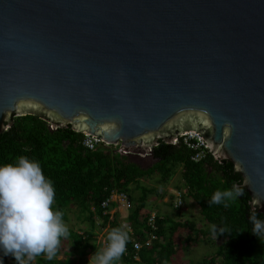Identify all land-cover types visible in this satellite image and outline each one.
Returning a JSON list of instances; mask_svg holds the SVG:
<instances>
[{
  "label": "water",
  "instance_id": "obj_1",
  "mask_svg": "<svg viewBox=\"0 0 264 264\" xmlns=\"http://www.w3.org/2000/svg\"><path fill=\"white\" fill-rule=\"evenodd\" d=\"M27 116L128 156L196 132L264 215V0H0V135Z\"/></svg>",
  "mask_w": 264,
  "mask_h": 264
},
{
  "label": "trees",
  "instance_id": "obj_2",
  "mask_svg": "<svg viewBox=\"0 0 264 264\" xmlns=\"http://www.w3.org/2000/svg\"><path fill=\"white\" fill-rule=\"evenodd\" d=\"M52 127L35 116L14 118L13 126L0 135V166L16 164L22 156L39 162L44 176L52 181L55 189L54 210L62 211L63 221L67 222V212L76 207L81 218L90 226L82 232L69 230V236L61 238L59 251L53 259L41 255L30 264H89L86 257L102 248L97 244L94 219H100L103 228L121 227L110 221L109 209L104 210L103 203L117 193L126 194L133 201V188L141 192L130 217L134 235L129 233L128 254L124 253L116 264L120 261L122 264H173L177 256L175 236L180 230L191 232L184 240L188 246L200 239L223 241L210 259L197 264H264V233L254 234L251 221L253 215L264 221V215L251 208L252 200L242 187L243 179L229 161L217 160L211 153L204 161L195 162V153L181 140L177 145L160 143L153 148L152 157L157 162L152 168L144 170L127 162L126 156L112 148L104 146L88 151L84 147L86 135L70 128L54 130ZM179 169L182 170L185 195L199 208L205 228L198 229L197 224L192 222H175L158 217L159 240L154 242L153 247L139 252V261H136L133 241L145 243L149 232V217L145 216L143 224L139 223V217L144 215L149 197L161 194L160 189H149L141 182L157 176L159 185H167ZM233 184L243 190L242 196L209 207L217 189L231 190ZM177 189L184 191L180 186ZM213 224L217 227L215 235L211 231ZM221 228L225 230L224 234H220ZM66 239H72L74 243L72 251L77 255L72 260L69 259L72 251H68V258L64 254ZM62 255L65 256L63 260L59 259ZM9 258L11 264H17L12 255H5L0 249V264H9Z\"/></svg>",
  "mask_w": 264,
  "mask_h": 264
},
{
  "label": "clouds",
  "instance_id": "obj_3",
  "mask_svg": "<svg viewBox=\"0 0 264 264\" xmlns=\"http://www.w3.org/2000/svg\"><path fill=\"white\" fill-rule=\"evenodd\" d=\"M244 194L233 184L231 190L217 189L209 207ZM55 189L39 162L20 157L16 164L0 166V249L12 255L17 264H30L44 255L53 259L59 251L61 238L69 236L63 212L54 210ZM227 206V205H225ZM253 233H264V221L253 215ZM215 235L217 227L211 226ZM220 229V234H224ZM129 233L115 227L107 234L106 246L91 256L89 264H116L126 251Z\"/></svg>",
  "mask_w": 264,
  "mask_h": 264
},
{
  "label": "rangeland",
  "instance_id": "obj_4",
  "mask_svg": "<svg viewBox=\"0 0 264 264\" xmlns=\"http://www.w3.org/2000/svg\"><path fill=\"white\" fill-rule=\"evenodd\" d=\"M115 150L114 147H111ZM126 156V161L129 163L136 164L140 166L142 169L147 170L151 168L157 161L153 159L152 156H148L147 153H136L135 155H124ZM182 170L179 169L178 172L172 177L171 187L177 190V187L180 186L181 190H186L182 187ZM159 177L153 176L150 180H143L144 185L151 188H158L161 191V194H165L166 192L164 190L168 189L169 184H158ZM173 189V190H174ZM186 197V195H184ZM124 209L128 210V208L124 207ZM78 211L76 207L71 208L68 212V220L64 221V223L67 225L68 230H76V231H85L89 228V222L86 223L84 218H81V216H78ZM152 211H156L158 216L161 217H168V219L180 222L179 216L184 219L185 222H192L197 224L198 229H204L205 223L202 220V217L199 212V208L196 207V205L193 203V201L189 198H185V203L183 208L180 210H176L172 208L171 206H164L162 201H158L155 197L151 198L150 201H148V204L146 206L145 212L150 213ZM85 226H87V229H84ZM169 226V225H168ZM191 232L189 230H180L176 236V246H177V256L173 259V264H197L199 262L204 261L205 259H210L215 252L218 251L219 246L222 245L223 241L214 239L213 241H209L207 239H200L196 243H192L190 246H188V243L184 241L187 236ZM195 236V234H194ZM197 240V238H196ZM64 246H66L65 250V256L68 258V251H72L74 247V243L72 242V239H66L63 243ZM103 249V248H102ZM74 255H77L74 253V251L71 252V255L69 256V259L72 260L74 258ZM65 256L62 255L59 259L63 260L65 259ZM36 259L34 260V262Z\"/></svg>",
  "mask_w": 264,
  "mask_h": 264
},
{
  "label": "built area",
  "instance_id": "obj_5",
  "mask_svg": "<svg viewBox=\"0 0 264 264\" xmlns=\"http://www.w3.org/2000/svg\"><path fill=\"white\" fill-rule=\"evenodd\" d=\"M181 140L191 151L195 153L193 157V160L195 162L204 161L208 157V155L211 154L209 146L205 142L204 138L196 132H188V133L182 134L178 138V140L173 142V145H177ZM104 146L108 147L107 145L103 143V141L100 138L86 135L85 140H84V147L88 151L93 152ZM108 148H111V147H108ZM114 148L115 150H117V152L120 155H123V156L126 155V153L120 150L119 147H114ZM114 195L115 194H113L110 199H108L106 202L103 203L102 208L104 210H108L110 208L112 197ZM184 195L185 193L180 190H177L174 192L173 194V197H174L173 208L174 209L180 210L181 208H183L184 203H185ZM119 201L123 205H126L128 208L132 207V204L126 194H119ZM157 221H158L157 214H152L149 216L148 218L149 232L147 234V240L145 241V243L137 242L135 240L133 241V250L137 253V255L135 256L136 261H139V257H138L139 252H141L144 248L153 247L154 242L159 240V237L157 236V232H158ZM128 251H129V248H126L125 255L128 254ZM8 263L9 264L12 263L10 258L8 259Z\"/></svg>",
  "mask_w": 264,
  "mask_h": 264
},
{
  "label": "crops",
  "instance_id": "obj_6",
  "mask_svg": "<svg viewBox=\"0 0 264 264\" xmlns=\"http://www.w3.org/2000/svg\"><path fill=\"white\" fill-rule=\"evenodd\" d=\"M171 182L169 184L170 186H168V189L164 190L166 192L165 194H160L159 196L151 195L149 197L148 201H150L151 198L155 197L158 201H162L164 206H171L173 208V199H174L173 194H174L175 191H177L179 189L176 190V189L172 188L171 187V185H172ZM141 185L144 186V187H147L146 185H144L143 181L141 182ZM147 188L154 189V188H151V187H147ZM183 192L185 193V191H183ZM132 196H133V201L129 198L130 196H128V199L130 200V202L132 204V207L128 208L126 205H123L122 203H120V201H119V193L115 194L112 197L110 208L107 211V214L110 216V221L111 222H115V223L119 224L125 231H127L131 235H134V229L132 227L130 217H131V211H132V209L134 207V204L136 205V199L140 198L141 192L133 188ZM147 204H148V202H147ZM124 207L128 208L129 211L124 209ZM75 212H77L78 216H81L80 211H75ZM199 212H200V210H199ZM152 214H157V212L156 211H152L150 213H146L144 211V215H141L139 217V223L143 224L144 221H145V219H144L145 216L149 217ZM158 217L159 218H163V219L168 218V217H161V216H158ZM178 220L184 221V219L181 218L180 216H179ZM94 221H95L96 226H97V228L94 231L96 233L97 244L101 245L102 248H104L106 246V244H107L106 237H107V234L109 233L110 227L107 226V227L103 228V226H102L103 222L100 219H98V218H95ZM86 223H87V221H85V225H86ZM89 226H90V224H89ZM84 229H87V226H85ZM102 248H100V250H102ZM92 255H94V254H90V255H88L86 257V260L88 262L90 261V258H91ZM118 264H122L121 261Z\"/></svg>",
  "mask_w": 264,
  "mask_h": 264
}]
</instances>
